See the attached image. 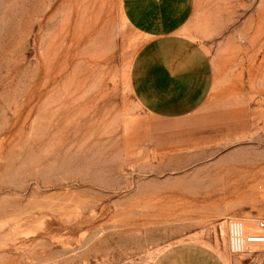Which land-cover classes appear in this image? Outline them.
Returning a JSON list of instances; mask_svg holds the SVG:
<instances>
[{
	"label": "rangeland",
	"instance_id": "1",
	"mask_svg": "<svg viewBox=\"0 0 264 264\" xmlns=\"http://www.w3.org/2000/svg\"><path fill=\"white\" fill-rule=\"evenodd\" d=\"M193 4L213 87L167 120L131 93L120 0H0V264H155L264 222V0Z\"/></svg>",
	"mask_w": 264,
	"mask_h": 264
},
{
	"label": "crops",
	"instance_id": "2",
	"mask_svg": "<svg viewBox=\"0 0 264 264\" xmlns=\"http://www.w3.org/2000/svg\"><path fill=\"white\" fill-rule=\"evenodd\" d=\"M120 6L126 23L143 39L129 72L134 99L154 118L193 114L207 101L214 82L212 60L187 35L193 0H120ZM245 228L264 238V222L253 221ZM223 248L179 243L167 248L155 264H233L225 243ZM240 258L264 264V242L249 245Z\"/></svg>",
	"mask_w": 264,
	"mask_h": 264
},
{
	"label": "built area",
	"instance_id": "3",
	"mask_svg": "<svg viewBox=\"0 0 264 264\" xmlns=\"http://www.w3.org/2000/svg\"><path fill=\"white\" fill-rule=\"evenodd\" d=\"M260 227L262 224L259 225ZM227 229V248L231 255L244 253L249 245L253 243H263V236L257 234H247L242 223L237 220L226 221Z\"/></svg>",
	"mask_w": 264,
	"mask_h": 264
}]
</instances>
